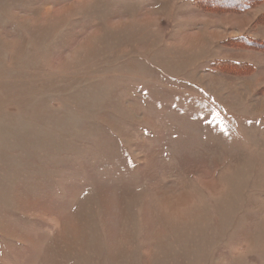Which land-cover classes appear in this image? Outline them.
I'll use <instances>...</instances> for the list:
<instances>
[{
	"label": "rangeland",
	"instance_id": "obj_1",
	"mask_svg": "<svg viewBox=\"0 0 264 264\" xmlns=\"http://www.w3.org/2000/svg\"><path fill=\"white\" fill-rule=\"evenodd\" d=\"M216 10L0 0V264H264V0Z\"/></svg>",
	"mask_w": 264,
	"mask_h": 264
},
{
	"label": "trees",
	"instance_id": "obj_2",
	"mask_svg": "<svg viewBox=\"0 0 264 264\" xmlns=\"http://www.w3.org/2000/svg\"><path fill=\"white\" fill-rule=\"evenodd\" d=\"M258 1L260 0H195V2L197 3H204L207 6H210L211 8H213V10L219 9L223 11H237V12H242V11L244 12L250 6H253ZM233 41L235 42V45H241L247 48H252L264 52V42L262 41H258L256 39H252L249 37H241ZM226 65H230L231 67L244 68L247 73L253 71V66L249 63L241 64V63L230 62L229 64L226 63ZM222 68H217V69L223 71Z\"/></svg>",
	"mask_w": 264,
	"mask_h": 264
},
{
	"label": "crops",
	"instance_id": "obj_3",
	"mask_svg": "<svg viewBox=\"0 0 264 264\" xmlns=\"http://www.w3.org/2000/svg\"><path fill=\"white\" fill-rule=\"evenodd\" d=\"M246 32H239L238 34L236 35H227L225 38H230V37H239V36H242V35H248V34H245ZM250 36V35H248ZM251 37V36H250ZM253 37V36H252ZM229 55L228 56H223V59L222 60H231V61H237V62H246V63H249V64H253L255 65V68H256V62L254 61V59L251 58V54L253 53V51H246V52H241V53H246V54H239L237 52H233L231 50L228 51ZM225 58V59H224ZM258 70V67L255 69V71ZM215 72H218V71H215ZM214 73V72H213Z\"/></svg>",
	"mask_w": 264,
	"mask_h": 264
}]
</instances>
